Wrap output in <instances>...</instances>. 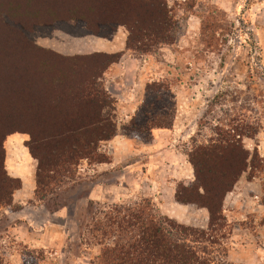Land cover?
I'll list each match as a JSON object with an SVG mask.
<instances>
[{
	"label": "rangeland",
	"instance_id": "obj_1",
	"mask_svg": "<svg viewBox=\"0 0 264 264\" xmlns=\"http://www.w3.org/2000/svg\"><path fill=\"white\" fill-rule=\"evenodd\" d=\"M164 2L173 20L167 43L160 36H130L128 23L133 18L140 24L141 12L116 19L124 10L122 0H0V36L21 37L31 49L21 54L22 72L11 75L6 69L5 87L0 74V128L21 118L15 113L17 84L22 92L33 86L30 93L41 104L34 114L45 119L93 114L71 102L69 87L52 86L38 71L44 68L42 60L75 57L66 75L77 77L70 72L76 68L82 80L99 70L98 87L109 96L102 115L114 122V137L125 138L133 151L121 145L114 150V137L102 141L97 154L77 158L69 172L54 174L55 180L46 178L49 170L42 172L48 186H40L44 197H38L32 136L23 123L12 129L3 141L4 165L14 179L10 186L18 189L13 204L0 207V264H99L102 246L88 226L93 212L110 213L145 200L161 215L207 230L206 208L176 200L184 205L174 213L177 219L161 205L169 207L174 190L196 180L195 174L186 181L175 177L178 160L185 155L191 164L192 153L212 145L225 155L241 147L249 154L246 171L224 200L227 227L212 238L214 264H264V0ZM72 7L83 13L72 15ZM139 112L162 126L133 130ZM159 145L171 162L153 160ZM25 152L35 168L23 180L13 171ZM36 152L46 156L51 151L40 144ZM142 155L151 156L146 168L139 164ZM113 158L119 163L108 166ZM89 201L94 203L91 213ZM56 203L67 206L53 212L49 207Z\"/></svg>",
	"mask_w": 264,
	"mask_h": 264
},
{
	"label": "trees",
	"instance_id": "obj_2",
	"mask_svg": "<svg viewBox=\"0 0 264 264\" xmlns=\"http://www.w3.org/2000/svg\"><path fill=\"white\" fill-rule=\"evenodd\" d=\"M128 1L132 5H129ZM122 2L121 6L125 11L116 16V19L117 17L125 19L127 15L132 17L141 12L140 24L133 18L128 23L130 36H160L163 42L170 41L169 34L173 28V20L164 0H122ZM140 4L146 9L138 6ZM79 10H74L72 7L71 14L83 13V9ZM90 10L91 8H88V11ZM148 17H151L150 23L147 21ZM81 19L88 23V19ZM145 23L148 26L144 27ZM25 41L21 37L0 36V74L4 76L2 79L4 87L5 73L9 71L14 75L22 72L21 54L31 50ZM76 59L59 57L53 61L42 60L41 66L44 68L38 71H42L43 78L52 86L57 84L63 89L69 87L68 96L71 102L79 103L80 110L87 109L93 113L84 118L72 117L54 121L34 114L35 110L41 109V104L30 93L33 86L26 85V89L29 90L22 92L23 86L19 85V87L17 84L18 90L14 92L19 98L15 99V113L17 111L16 115H20L21 118L16 117L15 122L8 121L3 129L0 128V207L11 206L14 191L18 189L10 186L14 179L6 173L3 147L4 138L18 124L23 123V130L31 134L29 148L39 161V171L36 176L38 188L35 193L38 197H44L40 186H48L47 183L44 184L43 179L41 180L42 172L49 170L46 178L53 181L54 174L69 172L70 166L74 165L77 158L94 156L99 150L100 142L115 136L114 122L102 115V110L109 106L106 102L109 96L98 87L99 70H94L93 75H84L82 80H79L81 73L76 68L70 72L77 77L66 75L67 69L74 67L68 62L73 63ZM7 78L13 83L10 75ZM39 91L44 92V89L39 88ZM150 119L145 113L139 112L132 121V129L150 132L162 126L152 125L156 122ZM40 144L49 148L51 152L46 156L38 155L36 150ZM218 148L220 147L215 145L200 147L196 153L190 155L196 180L190 186L181 184V191L176 192L178 202L196 204L208 210L210 224L207 230L189 227L159 214L148 200L136 206L116 207L110 213L96 211L93 212L95 217L88 226H91V233L95 234L99 239V245L102 246L99 264H214L210 248L216 242L212 238L227 227L223 210L224 200L246 171L249 157L242 147L239 150L230 149L228 155H225L223 150L220 152ZM221 162L227 164L223 165ZM214 176H220L222 179H213ZM66 206L67 204L56 203L49 208L56 212ZM93 207L94 203L89 201L90 213ZM99 215H103V218L100 219Z\"/></svg>",
	"mask_w": 264,
	"mask_h": 264
},
{
	"label": "crops",
	"instance_id": "obj_3",
	"mask_svg": "<svg viewBox=\"0 0 264 264\" xmlns=\"http://www.w3.org/2000/svg\"><path fill=\"white\" fill-rule=\"evenodd\" d=\"M160 135L162 136L163 133H159V136ZM111 143L114 145V150H116V148L121 149L122 147H127V149L133 153V151H131L132 149L130 148V146L128 144V141H126L125 138H123V137H114V139H112ZM156 143H157V141H156ZM165 149H168V147ZM144 151L145 150H143L142 153H144ZM116 154H117V152H116ZM23 155H24L23 156V162L21 164H19L16 169H14L13 174L15 176L20 177L23 180H25L27 178V172L29 173V170L31 168H32V171L34 170L33 168H35V160L27 152H25ZM144 155L141 156V158L139 160V162H140L139 164H141L143 166V168H146L147 167L146 163L149 162V158L151 156L150 157L148 156V158H146ZM153 157H155V158H153V160H156L157 162H159L160 165L166 164L165 163L166 161L171 162V159L168 156V152L163 151L161 145H159L158 148L155 147V149L153 151ZM118 163H119L118 159L113 158L112 163H109L108 166L115 167ZM172 163L175 164V160ZM175 166L177 168V170H176L177 176L175 175V177H177L179 180H181V181L185 180L186 181V180H192L193 179L194 170H193V167L191 166V164L189 163V161L186 160L185 155L182 156L178 160V163H176ZM128 168H131V167H128ZM25 185H27V183L24 181V186ZM16 198H17V195H16ZM170 200L172 202H170L169 207L166 206V203H164V202L161 206H162L163 210L166 211L167 215H170V216L178 219V217L175 216L174 213L176 211H180L181 207H183L184 205H180L176 202V191L175 190L172 193V198ZM172 213H173V215H172Z\"/></svg>",
	"mask_w": 264,
	"mask_h": 264
}]
</instances>
